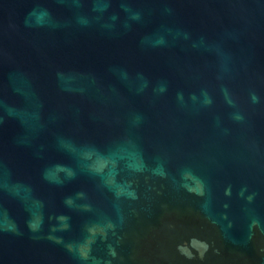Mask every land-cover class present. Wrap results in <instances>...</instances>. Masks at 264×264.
<instances>
[{
  "label": "water",
  "instance_id": "95a60500",
  "mask_svg": "<svg viewBox=\"0 0 264 264\" xmlns=\"http://www.w3.org/2000/svg\"><path fill=\"white\" fill-rule=\"evenodd\" d=\"M0 264H264V0H0Z\"/></svg>",
  "mask_w": 264,
  "mask_h": 264
}]
</instances>
